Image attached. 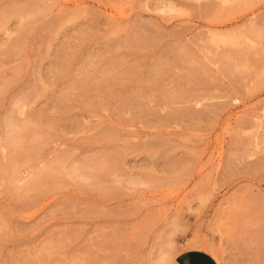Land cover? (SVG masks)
<instances>
[{
  "label": "rangeland",
  "instance_id": "1",
  "mask_svg": "<svg viewBox=\"0 0 264 264\" xmlns=\"http://www.w3.org/2000/svg\"><path fill=\"white\" fill-rule=\"evenodd\" d=\"M186 247L264 264V0H0V264Z\"/></svg>",
  "mask_w": 264,
  "mask_h": 264
},
{
  "label": "crops",
  "instance_id": "2",
  "mask_svg": "<svg viewBox=\"0 0 264 264\" xmlns=\"http://www.w3.org/2000/svg\"><path fill=\"white\" fill-rule=\"evenodd\" d=\"M174 264H218L215 258L206 250L197 247H186L180 250Z\"/></svg>",
  "mask_w": 264,
  "mask_h": 264
},
{
  "label": "bare ground",
  "instance_id": "3",
  "mask_svg": "<svg viewBox=\"0 0 264 264\" xmlns=\"http://www.w3.org/2000/svg\"><path fill=\"white\" fill-rule=\"evenodd\" d=\"M120 102H121V101H120ZM122 102H123V100H122ZM122 102H121V103H122ZM126 102H127V101H126ZM124 103H125V102H124ZM125 105H126V103H125L123 106H125ZM118 106H119V105H118ZM118 108H119V107H118ZM126 108H129V107L126 106ZM126 108H125V109H126ZM119 109H120V108H119ZM123 109H124V108H123ZM121 110H122V109H121ZM127 111H128V110H127ZM132 112H133V111H132ZM120 113L123 114L124 112L121 111ZM125 113L128 114V112H125ZM129 113H131V112H129ZM133 113H136V112H133ZM117 114H118V117H119V119H120V123L123 122L125 119L128 120V117L126 118L125 116H123L122 118H120V116H122V115L119 114V113H117ZM113 115H114V113H113ZM128 115H129V114H128ZM130 115H131V114H130ZM118 117L116 118L117 120H118ZM124 118H125V119H124ZM123 119H124V120H123ZM129 120H130V117H129ZM129 120H128V121H129ZM128 121H127V123H128ZM109 122H110V121H109ZM118 122H119V120H118ZM124 122H125V121H124ZM124 122H123V124H125ZM121 125H122V124H121ZM119 126H120V125H119ZM119 126H117V128H118ZM120 127H121V126H120ZM13 165H16V164H13ZM65 166H66V165H65ZM68 167H69V164H68V166L66 167V168H67L66 170L69 169ZM14 168H15V167H12V169H13V170H12V171H13L12 173H13V174H12V179H11V180H12V181H17V180H19V177H18V175H17L18 172L16 173V171H17L18 169L15 170L16 168H15V169H14ZM62 169H63V168H62ZM62 169H61V170H62ZM77 169H78V168H77ZM61 170H60V171H61ZM75 170H76V169H75ZM63 171H64V170H63ZM68 171H69L68 174H69V173L72 174V169H69ZM78 171H79V170H78ZM75 173H76V172H75ZM77 173H78V172H77ZM66 175H67V173H66ZM35 178H36V177H35ZM37 178H38V177H37ZM45 178H46V177H44V179H45ZM47 179H48V178H47ZM34 181H36V180L34 179ZM39 181L41 182L42 180H39ZM45 182H46V181H45ZM34 183L36 184V183H38V182L36 181V182H34ZM40 184H41V183H40ZM44 184H45V183H44ZM51 249H52V248H51Z\"/></svg>",
  "mask_w": 264,
  "mask_h": 264
}]
</instances>
